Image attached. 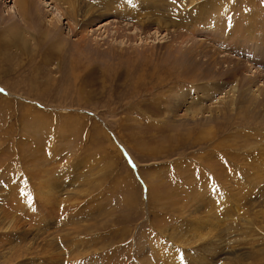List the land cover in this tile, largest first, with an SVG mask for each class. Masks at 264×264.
Wrapping results in <instances>:
<instances>
[{
	"label": "rangeland",
	"instance_id": "1",
	"mask_svg": "<svg viewBox=\"0 0 264 264\" xmlns=\"http://www.w3.org/2000/svg\"><path fill=\"white\" fill-rule=\"evenodd\" d=\"M28 2L0 0V264H264V0Z\"/></svg>",
	"mask_w": 264,
	"mask_h": 264
},
{
	"label": "bare ground",
	"instance_id": "2",
	"mask_svg": "<svg viewBox=\"0 0 264 264\" xmlns=\"http://www.w3.org/2000/svg\"><path fill=\"white\" fill-rule=\"evenodd\" d=\"M28 1H30L31 3H33L32 2V0H16V3L19 5V7H21L22 5H24L25 3H29ZM72 6V5H71ZM70 6V7H71ZM67 8V7H66ZM72 8V7H71ZM14 9V8H13ZM13 9H11L12 11H10L9 13H10V15L11 14H13V15H15V13H14V11H13ZM37 9H38V7H37ZM58 9V8H57ZM62 10V9H61ZM125 10V9H124ZM55 11H58V10H56L55 9ZM65 11V10H64ZM59 12V11H58ZM58 12H57V14H58ZM86 13V12H85ZM125 13V12H124ZM69 14H71L72 15V18H73V16L75 15V13H74V10L73 11H71ZM64 15V14H63ZM68 15V14H67ZM91 16V15H90ZM75 18V17H74ZM65 19V18H64ZM22 23H24V21H22V20H20ZM19 21V22H20ZM89 22V21H88ZM91 22V21H90ZM16 24V25H15ZM66 24V23H65ZM85 26V25H84ZM87 26V25H86ZM15 27H16V29H15ZM17 28H18V25H17V23H14V27H10V28H6L7 30L4 32V33H7V35L9 36V38H10V41H14V39H16V36H18V34H17V32H18V30H17ZM24 32V31H23ZM6 35V36H7ZM8 38V39H9ZM18 38H19V36H18ZM20 39V38H19ZM17 40V39H16ZM84 40V38L82 37V40L81 41H83ZM10 43V42H9ZM84 43H85V41H84ZM11 44V43H10ZM13 44V43H12ZM86 44V43H85ZM84 44V45H85ZM23 46V47H22ZM21 47H22V50L25 52V49H26V47L24 46V45H22ZM87 46V45H86ZM85 48V47H84ZM83 48V49H84ZM21 50V49H20ZM52 50V49H51ZM51 50H50V52H51ZM22 51V52H23ZM48 53H49V51H48ZM47 53V54H48ZM50 55V54H49ZM48 56V55H47ZM118 60H120V59H118ZM127 60H129V59H127ZM120 62V61H119ZM222 99H224V97L222 98ZM221 99V100H222ZM225 101V100H224ZM233 105V104H232ZM231 108V107H230ZM201 113H203L202 111H201ZM198 115V114H197ZM193 118H194V116H193ZM178 125V124H177ZM112 145V144H111ZM112 147V146H111ZM129 150V149H128ZM131 155V154H130ZM135 158V157H134ZM120 159V158H119ZM133 159V158H132ZM134 160V159H133ZM139 163V162H138ZM255 163V162H254ZM119 165V164H118ZM121 166V165H120ZM140 167H141V165H139ZM260 166H261V164H260ZM123 167V166H122ZM257 167H258V165H257ZM125 168V167H124ZM128 169V168H127ZM259 169H261V168H259L258 167V170ZM120 170H121V168H120ZM124 170V169H123ZM262 170V169H261ZM139 172V171H138ZM220 172H222V171H220ZM126 174V173H125ZM221 175H222V173H221ZM221 175L219 176V177H221ZM132 176V175H131ZM126 177H129V175L128 174H126ZM220 179V178H219ZM128 180H129V178H128ZM221 180V179H220ZM48 182V181H47ZM129 182H131V181H129ZM132 183V182H131ZM213 183V182H212ZM221 184V183H220ZM49 185V184H48ZM47 185V186H48ZM49 187V186H48ZM55 188L54 187H50V189H47V191H41V190H37V192L39 193V191L40 192H42V194H44L45 195V197L47 196V198H49L50 196V192L51 191H53L54 193H55ZM221 190V189H220ZM34 192H35V190H34ZM217 192V191H216ZM147 193H148V191H147ZM215 193V192H214ZM224 193L225 192H218V194L216 195V199H215V201H214V213H215V215H216V213L217 212H219V217L221 216V214L223 213V217H221V218H224L223 220H224V224L226 223L227 224V227L224 229V225L220 222V220H219V222H215L216 220L214 219V218H211V217H209V215L206 213L205 214V217L204 218H206V220H207V224L206 225H211L212 227H216L217 228V231H218V233H211L209 236H207V238H206V240L209 242L208 244H207V250H208V254L210 255V257L212 258V259H215V258H217L218 256H229V255H234V252H235V250L236 249H240V247H241V245H240V243H239V239H237V240H233L234 238H236V237H239L240 236V234H241V231H240V221L238 220V222L236 223L237 225H235V228L233 229V228H231V229H229L230 228V226L232 225V223L230 224H228V221H229V218L233 215V212H234V214L236 213H238L239 214V212H240V205H238V203L237 202H233L232 200H230L229 199V201H228V198H226L225 197V195H224ZM43 198V197H42ZM50 200V199H49ZM232 201V202H231ZM45 203V202H44ZM60 204V203H59ZM212 207V206H211ZM201 208V207H200ZM202 209V208H201ZM194 214H195V216H198V212L196 211V212H193ZM200 214H199V217L196 219V220H192V221H194L195 222V224L194 225H192L193 226V228H194V230L195 231H197V232H200L201 230H202V227H205V225L204 226H202L201 224H203V217L202 218H200ZM209 217V218H208ZM211 221V222H210ZM232 221H234V219L232 220ZM206 223V222H205ZM214 223V224H213ZM244 226V225H243ZM42 227H44V226H42ZM247 228H249V227H247ZM246 228V229H247ZM254 228H255V226H254ZM40 229V228H39ZM38 229V230H39ZM204 229H206V227L204 228ZM203 229V230H204ZM243 229H244V227H243ZM202 230V231H203ZM229 230H233V236H229ZM244 231H245V229H244ZM39 232V231H38ZM253 232V231H252ZM243 234V233H242ZM246 234V233H245ZM254 234V233H253ZM252 234V236H254ZM244 235V234H243ZM256 235V234H255ZM255 237V236H254ZM198 238H199V241H202L203 240V237H200V236H198ZM254 239V238H253ZM32 240V239H31ZM36 241V240H35ZM44 241V240H43ZM37 242V241H36ZM36 246V245H35ZM154 246V245H153ZM158 248V247H157ZM225 248L227 249V250H225ZM233 258H235L236 259V257H234L233 256Z\"/></svg>",
	"mask_w": 264,
	"mask_h": 264
},
{
	"label": "snow or ice",
	"instance_id": "3",
	"mask_svg": "<svg viewBox=\"0 0 264 264\" xmlns=\"http://www.w3.org/2000/svg\"><path fill=\"white\" fill-rule=\"evenodd\" d=\"M3 91V89H0V92H2Z\"/></svg>",
	"mask_w": 264,
	"mask_h": 264
}]
</instances>
